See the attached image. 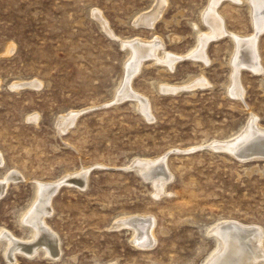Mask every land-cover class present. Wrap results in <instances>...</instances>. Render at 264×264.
Returning a JSON list of instances; mask_svg holds the SVG:
<instances>
[{
  "label": "rangeland",
  "instance_id": "rangeland-1",
  "mask_svg": "<svg viewBox=\"0 0 264 264\" xmlns=\"http://www.w3.org/2000/svg\"><path fill=\"white\" fill-rule=\"evenodd\" d=\"M157 1L0 0V181L21 176L0 199V232L31 236L20 220L36 182L87 175L83 188L61 185L51 199L46 227L60 257L17 254L18 264H203L219 221L264 236V161L209 148L237 138L250 114L264 127V23L256 32L246 0H218L229 36L208 41L194 60L197 40L213 29L209 0H166L160 18L142 23ZM251 37L261 74L237 72V99L228 92L232 43ZM157 40L172 64L146 60L130 86L147 119L138 103L113 94L126 42ZM19 82L42 86L13 87ZM140 158L163 160L165 194L133 169ZM123 218L149 219L153 242L138 245L132 230L117 228ZM3 250L0 242V264Z\"/></svg>",
  "mask_w": 264,
  "mask_h": 264
},
{
  "label": "bare ground",
  "instance_id": "bare-ground-1",
  "mask_svg": "<svg viewBox=\"0 0 264 264\" xmlns=\"http://www.w3.org/2000/svg\"><path fill=\"white\" fill-rule=\"evenodd\" d=\"M246 2H248L249 10L251 9L249 12L253 14V18H251L252 21H254L253 24H255L254 29L256 32H259L263 29L264 23V0H246ZM219 5L220 2L218 0H209L208 7L204 12H206L208 16L210 15L209 20L212 22L213 29L210 34L197 40L198 45H196V49L193 53L194 60L203 57L204 48L208 41L221 37L222 35L229 36V34H225V25L218 16ZM165 6L166 0H158L156 6L153 8L151 16L146 20L140 21L148 24L154 18H160ZM126 43L128 44L124 46L127 50L129 59L123 64V73L119 79V87L114 92L113 98L115 99V102H118L127 96V98L133 103L136 105L138 103L141 106L142 114L149 119L150 112L144 99L135 94L134 91L132 93L130 90L132 79L135 75L140 73L143 67H146V60H151L150 63L152 64L155 63V61H159V57H161L162 61L160 64L169 67L172 64L171 59L165 58V52L160 45L161 43L159 40L156 42L152 41L151 43H144L141 41L130 42L131 44L129 42ZM232 45L233 53L230 57L229 63L231 73L229 77L228 92L231 95L236 96L237 99H241L242 90L240 88L237 72L242 68H248L253 73L261 74V67L258 61L259 57L257 55L256 39L254 37L245 39L238 38L236 43H232ZM163 58H165V61H163ZM28 84L37 88L42 86L40 82H31ZM28 84L26 85L23 82H19L13 87H28ZM203 85L205 84L198 82L193 86ZM251 115L252 114H250L246 126L242 129V133L237 138L234 140L230 139L231 141L226 140L228 141L226 143L225 141H223L224 143L221 141H219L220 143L215 142L210 145L209 148L212 150L226 151L236 157L241 163L256 160L264 161V127L259 125L258 120ZM58 120L61 122L62 126L65 117H60ZM135 161L133 163V169L136 170L143 179L150 182L160 196L165 194L166 186L170 181V178L163 165V160L150 161V159L147 160L145 158H140ZM73 176L66 177L64 180L62 179L63 181L59 183L56 182L57 184L35 183V196L31 208L20 220L21 224L30 230L31 236L28 239H19L11 232L3 230L0 232V242L4 243L3 254L6 264H18L16 258L17 254L30 258L42 253L52 261L57 260L60 257L59 240L56 238L55 234L46 227V217H49V215L53 213L51 199L61 185L71 184L76 188H83L85 186L86 173L77 177ZM20 179L21 176L12 172L6 178L1 180L0 199L7 191L10 182ZM149 222H151L149 219L144 218H123L121 221L116 222V226L117 228L124 227L132 230L136 243L145 246L150 245L154 239L153 228L147 226ZM132 225H134V227H132ZM212 235L215 240V250L206 258L203 264H258L259 260H263L264 262V236L261 230L238 225V222H234L233 220H222L216 223Z\"/></svg>",
  "mask_w": 264,
  "mask_h": 264
}]
</instances>
